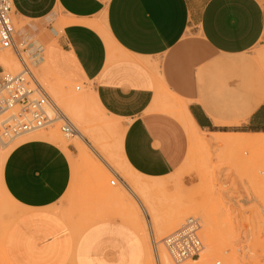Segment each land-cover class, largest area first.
I'll return each mask as SVG.
<instances>
[{
    "label": "crops",
    "instance_id": "crops-1",
    "mask_svg": "<svg viewBox=\"0 0 264 264\" xmlns=\"http://www.w3.org/2000/svg\"><path fill=\"white\" fill-rule=\"evenodd\" d=\"M12 5L28 57L43 74L47 52L71 81L90 84L101 109L123 128L119 154L129 170L161 179L181 165L187 133L180 108L199 131L264 134V0ZM72 154V145L32 137L0 162V194L13 206L0 233L1 263L136 264L145 256L130 225L84 217L81 207L68 215Z\"/></svg>",
    "mask_w": 264,
    "mask_h": 264
},
{
    "label": "rangeland",
    "instance_id": "rangeland-1",
    "mask_svg": "<svg viewBox=\"0 0 264 264\" xmlns=\"http://www.w3.org/2000/svg\"><path fill=\"white\" fill-rule=\"evenodd\" d=\"M12 23L16 30L21 26L14 15ZM262 51H258L260 58L264 57ZM5 55L15 59L17 68L2 67L4 72L21 71L15 55L10 50L0 52V56ZM22 57L89 145L85 146L77 134L65 136L59 130V122L24 134L8 144L0 143V155L32 137L49 136L55 142L72 145L75 149L72 155L77 158L75 183L64 197L69 216L81 207L85 209L84 217L117 219L133 227L145 248V256L136 264H264V146L260 149L257 145L221 143L213 134L199 131L197 133L206 141L205 147L194 146L187 138L184 159L171 175L161 179L141 176L124 165L118 143L123 128L101 109L91 94V85L71 81L70 74L60 72L47 52L44 74L42 68L29 65L24 52ZM75 99L78 102L73 114L70 108ZM246 137L224 135L222 139L233 141ZM81 147L86 149L88 158L79 157ZM110 181H114V185ZM124 183L131 187L142 185L144 191L135 188V192L149 214L148 205L152 206L156 219L146 217L145 210L128 194ZM12 210L13 206L0 194V233L12 216ZM188 217L199 219L203 248L198 254L176 263L168 255L163 238ZM212 243L214 246L210 249ZM198 258L202 261L193 262Z\"/></svg>",
    "mask_w": 264,
    "mask_h": 264
},
{
    "label": "built area",
    "instance_id": "built-area-1",
    "mask_svg": "<svg viewBox=\"0 0 264 264\" xmlns=\"http://www.w3.org/2000/svg\"><path fill=\"white\" fill-rule=\"evenodd\" d=\"M12 15V0H0V52L10 50L22 66L21 71L14 74L4 72L0 66V141L12 142L23 134L50 128L56 122H61L60 131L65 136L71 135L75 128L60 111L52 116L48 113L54 102L24 62L22 54L26 46L17 38ZM110 184L114 185V181ZM200 228L198 218L188 217L163 238L164 247L174 262L202 250Z\"/></svg>",
    "mask_w": 264,
    "mask_h": 264
},
{
    "label": "bare ground",
    "instance_id": "bare-ground-1",
    "mask_svg": "<svg viewBox=\"0 0 264 264\" xmlns=\"http://www.w3.org/2000/svg\"><path fill=\"white\" fill-rule=\"evenodd\" d=\"M17 32V37H18V40L23 43L25 45V42L21 39V35L19 33L18 30H16ZM26 46V45H25ZM33 47V46H32ZM31 49V48H30ZM33 50V48L31 49ZM24 53L26 54V60L27 62L29 63V65L32 67V68H39L38 64H36V61H32L29 57H28V54H29V49H27V51L25 50ZM110 58V57H109ZM18 60V59H17ZM27 65V64H26ZM0 66L2 67H6L8 69H16L17 68V62L15 61V59L9 55H5V56H0ZM30 69V68H29ZM31 70V69H30ZM9 73V72H8ZM11 74H14V73H11ZM78 89V88H77ZM53 101V100H52ZM54 102V101H53ZM77 99H75L74 101H71L72 105L71 107L73 108H70V112L71 113H75V103L77 104ZM177 105V104H176ZM48 113L52 116V115H55V114H58L60 111L63 115V117L67 118L64 113L58 108V106L53 103V107H49L48 108ZM68 109V108H67ZM62 117V118H63ZM177 118L179 119V121L181 122V124L183 125L186 133H187V138L189 139L190 138V143L193 144L194 146L197 144L198 146H204L206 144V141L200 137V135L197 133L199 132V130L191 123L190 119L187 117L185 111L183 109L180 108V110L178 111V114H177ZM59 122H56L54 124H58ZM61 123V122H60ZM53 124V125H54ZM52 125V126H53ZM61 125V124H60ZM59 130H60V126H59ZM56 133V132H55ZM41 134V133H40ZM77 134V138H79V140H82V142L85 144V146H88V142L86 139L83 138V135H81L80 132H78V130L75 128V131L71 134V136H76ZM24 135V134H23ZM228 135V134H227ZM232 135V134H230ZM236 135V134H235ZM22 136V135H21ZM214 137H217L219 138L218 141H220L221 143H230V142H234V143H243V144H246V145H257V146H261L260 149L262 148V146H264V134H255V135H247L246 138H243V140H239L236 138V140H233V141H229V137L228 139H225L223 140L222 139V136L221 134H213ZM212 136V137H213ZM243 136V135H242ZM245 136V134H244ZM256 136H261V137H256ZM71 137V138H72ZM226 137V136H225ZM235 137V136H234ZM19 138V137H18ZM46 139L50 140V141H53L51 140V138H49V136H46L45 137ZM242 139V137H241ZM6 142V141H5ZM4 141H0V143H2V145H5V144H8V142L5 143ZM55 142V141H54ZM58 143L61 144V146L63 147V149H65V146L67 145L66 143H63V142H60L58 141ZM192 146V145H191ZM90 147V146H89ZM205 147V146H204ZM91 148V147H90ZM202 148V147H201ZM92 149V148H91ZM262 151H264V149H262ZM95 151H93L94 153ZM8 153V151H6L5 153L2 154V156L0 155V162H2V160L4 159L5 155ZM79 153L82 155V157H86L88 158V154H87V151L84 147H81L80 150H79ZM96 155V154H95ZM188 161V160H187ZM125 164V163H124ZM125 166L129 169V167L125 164ZM124 186H125V189L126 191L128 192V194H130V196H134L135 199L138 200V202L140 203V206L145 210L146 212V217H152L153 220L156 219V215H155V212H154V209L152 208V206L148 205L149 207V210H150V214L149 212L146 211V207L143 203L140 202L136 192H135V188L136 190L138 191H144L143 187L141 184H134L132 187L127 185L126 183H124ZM146 188V187H145ZM121 196V195H119ZM118 196V197H119ZM120 198V197H119ZM134 220L137 219V217H134L133 218ZM146 221H147V218H146ZM147 223V222H146ZM141 224V223H140ZM175 225H177V223H175ZM214 246V244L212 243L210 249H212V247ZM208 253V252H207ZM209 260V259H208ZM168 261V259H167ZM199 261L201 262L202 261V258H198V259H193V262L195 263H199Z\"/></svg>",
    "mask_w": 264,
    "mask_h": 264
}]
</instances>
